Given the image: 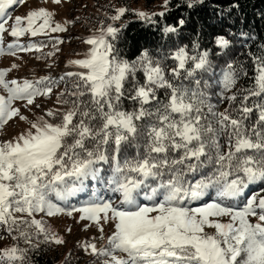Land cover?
Listing matches in <instances>:
<instances>
[{
    "label": "snow or ice",
    "instance_id": "6c2138e0",
    "mask_svg": "<svg viewBox=\"0 0 264 264\" xmlns=\"http://www.w3.org/2000/svg\"><path fill=\"white\" fill-rule=\"evenodd\" d=\"M25 3L0 0V56L46 47L22 43L25 36L48 37L54 51L47 55H54L63 41L50 33H64L75 21H56L45 7L13 18L9 9ZM203 3L184 0L189 9ZM169 4L163 0L164 11L136 16L155 23ZM127 11L116 8L108 18L119 21ZM186 23L181 17L163 32L176 33ZM125 26L101 21L83 38V55L67 61L75 70L58 78L8 79L20 65L0 68V130L14 118L28 124L0 140V228L12 241L0 247V264H32L30 254L42 244L63 245L45 217L74 213L106 240L100 247L80 245L102 264H264V195L245 196L249 185L264 184V53L252 57L250 87L237 88L249 75L242 65L229 62L221 70L216 83L220 102H227L221 111L209 103L212 85L202 75L214 72L208 49L195 41L191 51L184 45L158 58L144 48L129 60L116 43ZM5 33L12 38L7 45ZM213 42L221 50L232 43L225 35ZM53 95L54 106L35 119L22 112L41 109L38 98ZM89 180L118 199L93 190L81 207L61 206L85 192ZM108 223L114 231L105 238Z\"/></svg>",
    "mask_w": 264,
    "mask_h": 264
},
{
    "label": "trees",
    "instance_id": "16d2710c",
    "mask_svg": "<svg viewBox=\"0 0 264 264\" xmlns=\"http://www.w3.org/2000/svg\"><path fill=\"white\" fill-rule=\"evenodd\" d=\"M71 3L77 1H87L83 10V15L72 18L75 21L71 25H80L83 31L98 29L100 22L105 24L113 23L114 26L120 27L121 33L117 40V47L121 50L122 55L127 59H135L140 54L139 50L147 48L156 57H162L170 54L175 48L187 45L192 50V44L198 41L200 50H209V58L212 61L213 73L202 74L204 80H209L212 87L209 89V103L216 106L218 110L227 107V102L221 103L219 93L221 86L216 83L220 78V73L226 64L232 62L236 65H242L248 72V77H241L237 88H247L252 84L253 75V56H259L264 53V0H204L203 4H198L194 8H187L184 0H170L169 11L163 17H153L156 21L151 23L142 20L136 16L137 11H146L148 13L164 11L163 0H68ZM141 5V7H139ZM177 5H180L177 7ZM125 7L128 11L119 21H110L109 16L115 14V9ZM91 9V10H90ZM105 13L108 15L106 16ZM185 18L187 23L176 33L164 34L163 28L168 25L175 26L179 18ZM216 35H225L232 43L229 49L221 50L213 42ZM37 39V38H36ZM42 40V39H41ZM38 41V43L41 42ZM81 42L76 48L81 46ZM76 48L74 50H76ZM168 67L173 66L169 59L166 61ZM68 72L66 69L60 70L52 77L58 78L60 75ZM214 76V80L209 77ZM139 78L143 82V76ZM64 85L61 84L60 88ZM59 89H54V92ZM163 98V93H161ZM125 107L131 108L129 102H125ZM126 155L132 157L135 155V149H128ZM124 158L123 156L121 157ZM108 170L109 165H103ZM105 174V173H102ZM85 192L79 193L75 197L69 198L66 202H61V206L80 207L87 203L93 190L98 191L102 186L96 181H87ZM264 184L260 182L249 185L245 191V196L256 194L264 195ZM111 194V193H110ZM214 198V193H211ZM118 199L117 196H114ZM204 198V202L208 201ZM243 199V198H242ZM200 202H193V206ZM39 218V216L37 217ZM49 224L55 229L54 223L45 217ZM57 232V231H56ZM0 237H3V243L8 246L12 241L8 234L0 228ZM106 240L98 243L97 247L105 244ZM65 244V243H64ZM42 244L38 251L31 253L32 264H65V258L68 257V264H102L101 259L86 254L80 247L83 242L74 241L68 251L71 256H65L59 252L58 248L63 249L65 245ZM73 252V253H72ZM123 255L122 253H117Z\"/></svg>",
    "mask_w": 264,
    "mask_h": 264
},
{
    "label": "rangeland",
    "instance_id": "374dc122",
    "mask_svg": "<svg viewBox=\"0 0 264 264\" xmlns=\"http://www.w3.org/2000/svg\"><path fill=\"white\" fill-rule=\"evenodd\" d=\"M86 3L87 1H77L75 3H71L68 0H62V3L58 5L53 3V0H26V3L23 5H13L9 11L14 18L16 15H26L27 12L32 9L45 7L56 13V21L63 22L64 20H72V18L82 16L83 12H85L83 8H85ZM139 7H141V5ZM9 24H11V21H9ZM93 30L83 31L80 25H68V31L64 33H50V36H58L63 41V43L55 45L59 51H55V54L52 56H48L47 53L54 51V41L50 40L48 37H22V43H28L29 39H31L32 42L38 43V41L42 39L41 42H43L46 47L41 52H20L17 56H11L6 53L5 55L0 56V68H9L13 63L19 64L20 67L18 69H13L7 77L8 79L17 80L50 76L53 74L51 68H55L54 72H59L61 69L74 71V68L66 67L67 61L70 59L80 58L83 55L87 46L82 43V40ZM11 39L12 38L5 33V45H7ZM80 42L82 45L79 48H76V44L78 45ZM75 48L76 50H74ZM37 56H41L42 58L36 59ZM49 65H51V67H49ZM37 102L41 104V109H33L32 112H28L23 108L21 109L22 112L29 117V119H35V115L43 114L42 109L53 107L55 104V95H53L51 99L38 98ZM27 127L28 124L26 122L21 121L18 118H14V120L10 121L3 130H0V140L11 139L20 132L24 131ZM98 191L104 194L106 198L110 197L114 200L117 199L112 196L110 192H106L103 188ZM79 216V213H74L71 217L61 214L56 217L49 218L54 223L57 233L63 236L65 240L64 248H58L59 252L64 255L62 259H64L65 256H68V249L70 246L74 245L75 240L83 243L95 242L96 244L105 241L100 239L101 234L93 222L87 220L81 221ZM227 219V217L223 218L224 221H227ZM69 228H71L70 232L68 231ZM113 231V224L108 223L104 225L105 238L111 235ZM208 231L213 230L208 229ZM4 246L5 243L0 240V247Z\"/></svg>",
    "mask_w": 264,
    "mask_h": 264
}]
</instances>
